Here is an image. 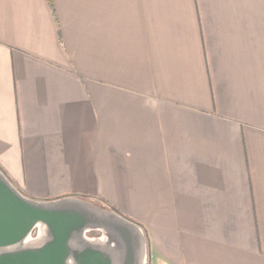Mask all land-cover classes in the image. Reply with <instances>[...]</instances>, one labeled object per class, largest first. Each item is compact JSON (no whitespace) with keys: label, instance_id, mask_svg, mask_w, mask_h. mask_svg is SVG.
<instances>
[{"label":"crops","instance_id":"crops-1","mask_svg":"<svg viewBox=\"0 0 264 264\" xmlns=\"http://www.w3.org/2000/svg\"><path fill=\"white\" fill-rule=\"evenodd\" d=\"M0 188L67 264H264V0H0Z\"/></svg>","mask_w":264,"mask_h":264},{"label":"water","instance_id":"water-1","mask_svg":"<svg viewBox=\"0 0 264 264\" xmlns=\"http://www.w3.org/2000/svg\"><path fill=\"white\" fill-rule=\"evenodd\" d=\"M0 191V195L2 196V205L0 207V235L6 236L15 223L19 224L20 227L17 232L18 234L10 238L8 244L13 243L16 239L19 240V236L23 231L28 229L29 226L31 227V225L36 224L38 221L43 223L47 222V216L32 210L19 198L11 195L7 189L0 188ZM24 235L25 232L22 234V237H24ZM62 243L63 241L58 239L47 245V253L51 255L50 258H47V264H61L62 261L65 260L66 251ZM10 259H12L11 256H3L0 258V264H12V260ZM37 263L34 262V264ZM40 264H43V262Z\"/></svg>","mask_w":264,"mask_h":264},{"label":"flooded vegetation","instance_id":"flooded-vegetation-1","mask_svg":"<svg viewBox=\"0 0 264 264\" xmlns=\"http://www.w3.org/2000/svg\"><path fill=\"white\" fill-rule=\"evenodd\" d=\"M2 205V196L0 195V207ZM1 215V211H0ZM42 235L37 241L35 246L25 245V237L32 234V231L36 228L35 224L29 226L28 229L23 231L22 234L25 235L22 237V234L19 236V240L16 239L13 243L8 244L10 238H13L19 231V224L15 223L14 226L10 229V232L6 236L0 235V258L3 256H11L12 264H47V258H50L51 255L47 253V245H49L53 239L51 236V230L47 227V222L43 223ZM58 231V230H57ZM37 234V233H36ZM48 234V236H47ZM36 237V236H35ZM48 237L50 239H48ZM35 239V238H34ZM33 239V240H34ZM48 239V240H47ZM44 250V251H43ZM43 251V253H42ZM37 261V262H36ZM61 264H67L66 260L62 261Z\"/></svg>","mask_w":264,"mask_h":264},{"label":"rangeland","instance_id":"rangeland-1","mask_svg":"<svg viewBox=\"0 0 264 264\" xmlns=\"http://www.w3.org/2000/svg\"><path fill=\"white\" fill-rule=\"evenodd\" d=\"M42 229H43V226L42 225H40V226H38L37 228H35L33 231H32V234L31 235H28L27 234V236L24 238L25 239V245H28V246H35L34 244H36L37 243V241H36V243L35 242H33L32 240L34 239V237L35 236H37V231H39L40 232V237H41V235H42ZM47 236H48V234H47ZM48 239H50L49 237H48ZM47 239V240H48Z\"/></svg>","mask_w":264,"mask_h":264},{"label":"bare ground","instance_id":"bare-ground-1","mask_svg":"<svg viewBox=\"0 0 264 264\" xmlns=\"http://www.w3.org/2000/svg\"><path fill=\"white\" fill-rule=\"evenodd\" d=\"M1 192V191H0Z\"/></svg>","mask_w":264,"mask_h":264}]
</instances>
